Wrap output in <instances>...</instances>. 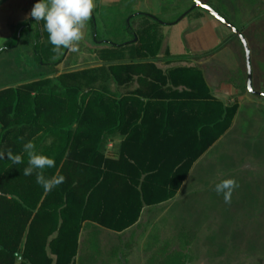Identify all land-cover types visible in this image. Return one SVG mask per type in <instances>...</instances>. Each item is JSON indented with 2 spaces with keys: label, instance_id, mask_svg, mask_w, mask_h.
Wrapping results in <instances>:
<instances>
[{
  "label": "trees",
  "instance_id": "1",
  "mask_svg": "<svg viewBox=\"0 0 264 264\" xmlns=\"http://www.w3.org/2000/svg\"><path fill=\"white\" fill-rule=\"evenodd\" d=\"M201 1L230 22L213 0ZM136 2L123 0L113 7V16L108 7L93 10L86 26L98 60L94 68L60 73L76 54L71 48L54 51L44 22L33 18L0 47L2 57L28 37L33 62L42 71L0 82V152L11 150L23 161L0 159V264H124L121 257L129 246L122 242L113 252L98 253L95 234L123 233L139 222L146 205L173 199L194 163L233 124L247 82L230 80L239 94L223 103L211 94L199 65L222 46L199 55L158 57L156 26L179 23L189 15L192 0L164 4L153 17L135 12ZM101 14L116 24L129 20L124 29L132 41L113 32L101 40ZM139 18L152 23L136 27L133 21ZM159 60L164 68L157 67ZM115 138L119 144L107 152ZM28 141L55 161L43 170L45 177L63 176L62 183L45 190L36 182L41 170L22 175ZM162 256L160 264L189 263L184 251L167 250Z\"/></svg>",
  "mask_w": 264,
  "mask_h": 264
},
{
  "label": "rangeland",
  "instance_id": "2",
  "mask_svg": "<svg viewBox=\"0 0 264 264\" xmlns=\"http://www.w3.org/2000/svg\"><path fill=\"white\" fill-rule=\"evenodd\" d=\"M32 2L30 0L27 4L26 0H22V3L17 7H11L5 4L7 0H1L0 47L13 37L20 24L31 18L29 13L33 7ZM100 3L95 0L94 9ZM213 3L228 15L234 26L242 29L251 49L253 87L257 91L264 92V0H235L234 3L230 0H224V2L213 0ZM3 4L5 7H1ZM108 8H110L108 10L112 16L116 14V8ZM198 12H201L204 18H197ZM137 13L151 14L152 8L147 6L144 0H139ZM105 18L102 14L97 16V26H99L97 31L101 40L108 39L113 32L115 35H121L123 40L132 41V36L124 29L125 26H129V20L122 21L123 23L117 21L116 24ZM174 18L171 17V20ZM208 20L217 24L219 37L227 38L224 50L215 61L212 60L208 64L206 73L208 72L211 76L210 80L216 83L224 80H234L239 84L246 83V56L242 42L230 29L219 23L205 10L197 9L173 30L172 26L163 28L161 25L156 26V31L163 44L171 40L173 33H176V38L174 37L173 40L175 51L186 48L187 54L191 51L198 54L208 53L217 45V39L212 36ZM133 22L136 27L138 25L145 27L152 23L148 18H139ZM83 31L86 32L85 37L83 36L80 41L76 42L82 44L79 47L80 50L70 49V54H76V58L71 63L59 67L60 73L98 66V60L92 51L94 48L90 42L92 38L90 26H85ZM236 70L241 72L239 79L235 78ZM36 72L42 71L33 62L31 40L28 37L22 42L20 48L0 57V82L2 84L9 81H21L28 74ZM245 95L248 96V99L257 101L255 98H250L247 93ZM263 119L264 110L257 111L254 107L243 105L234 128L242 132H249L252 126L256 125L258 130L263 132L260 133L259 139L248 136L240 143L239 148L233 144L230 146L225 139L212 155L207 156V161L198 164L193 171V176L201 179L198 183V190L204 189L203 191L208 197H223V194H218L215 191V185L223 179L234 178L238 187L233 191L230 203L224 201L222 205L225 218L222 222L223 227L220 235L213 238H209V236L201 238V240L213 241L216 247L211 252L202 250L200 245L195 247L190 253L192 264H264ZM207 233L210 232L207 231ZM105 235L103 244L109 250L108 236Z\"/></svg>",
  "mask_w": 264,
  "mask_h": 264
},
{
  "label": "crops",
  "instance_id": "3",
  "mask_svg": "<svg viewBox=\"0 0 264 264\" xmlns=\"http://www.w3.org/2000/svg\"><path fill=\"white\" fill-rule=\"evenodd\" d=\"M32 1L33 5L34 0ZM98 1L101 2L98 7H116L119 6V4H121L123 0ZM144 1L146 2L147 6H150L152 8V13L150 15L153 16H157L162 13V7L164 4L174 2V0ZM26 2L27 4H29L30 0H26ZM20 3H22V0H7V3L5 4L11 7H17ZM1 7H5L4 4L3 6L1 5ZM138 7L139 0H137L133 10L137 12ZM196 10L197 9H194L189 12V15L195 13ZM198 13L199 16L197 15V18H202V13ZM186 17H184L178 23V25H171V29L173 30L177 26L181 25ZM208 22L209 28L212 32V36L217 39L216 47L210 51H213L221 46L223 49H221L211 59L200 62L199 65L204 66V75L211 88V94L223 103L233 102V96L237 95L239 91L234 87L233 84L229 82L230 80H224L216 83L211 81V76L208 74V72L206 73L208 64L210 63V61H215L217 59V56L224 50L225 40H227V38L219 37V28L217 24L210 22V20H208ZM162 27L167 28L170 26L162 25ZM173 34L174 35L172 39L167 43L163 44V42L161 41V49L158 55L159 58L164 57L166 52H168L171 56L199 55L194 51H191L189 54H187L185 52L186 48L175 51L173 49V40L176 36V33L174 32ZM85 35L86 32H84V37ZM163 48L165 49L164 51ZM156 65L158 68H164L162 67L163 61L161 60L156 62ZM234 74L236 76L235 78L239 79L241 72L236 70ZM247 94L250 98L257 99V101L248 99V96L246 95L238 96L239 109L230 129L221 137L219 141H217L194 163L187 177L182 183L177 195L167 203L151 206L146 205L142 210L139 222L123 233L108 232L103 230L97 233V236L95 234V245L98 247V253H100L99 251H107V246L103 244L104 234H106L105 236H108V249H110V252L115 251V247L119 246L122 242L129 246L127 251H125L124 258L121 257L124 264H160L163 260V256L160 257V253L164 254V252H166L167 250L184 251L188 253V264H192L193 261L191 260L190 253L193 252V249L195 247L197 248L200 245V247H202V250L205 249V251L207 252H211V250L216 247L213 241H209L207 239L201 240V238L203 236H209V238H213L220 235L219 233L223 227L222 222L225 218V213L222 206L224 204V199L222 196L208 197L207 194H205V191H203L204 189H202V191L198 190V183L199 181H201V179L195 178L193 176V171L198 164L206 162L208 159L207 156L212 155L225 139L230 144V146L231 144H233L236 146V148H239L240 143L248 136L257 140L259 139L260 133L263 132H260L256 125H253L249 132H242L241 130H235L234 128L237 118L240 116L241 107H243V105L254 107L257 111L264 110V97L253 96L249 94V92ZM119 141V138H115L113 141H111L107 146V152L111 149H115L119 144ZM207 231H209L210 233H207ZM167 243H169V246H167Z\"/></svg>",
  "mask_w": 264,
  "mask_h": 264
},
{
  "label": "clouds",
  "instance_id": "4",
  "mask_svg": "<svg viewBox=\"0 0 264 264\" xmlns=\"http://www.w3.org/2000/svg\"><path fill=\"white\" fill-rule=\"evenodd\" d=\"M94 7L95 0H36L29 15L35 22H44L43 27L48 33L49 43L54 46V51H59L61 48L74 49L75 43L83 38V30ZM23 152L28 159L22 175L28 176L34 170H41L36 173V182L45 190H50L63 182V176L45 177L43 170L54 167L55 161L47 155L37 153L32 141L23 144ZM5 155L13 164L23 162L21 155L13 154L11 150L6 153L0 152V159ZM237 187L234 178H227L215 185V191L223 194L225 203H230L233 191Z\"/></svg>",
  "mask_w": 264,
  "mask_h": 264
},
{
  "label": "water",
  "instance_id": "5",
  "mask_svg": "<svg viewBox=\"0 0 264 264\" xmlns=\"http://www.w3.org/2000/svg\"><path fill=\"white\" fill-rule=\"evenodd\" d=\"M192 2H193V7L189 10V12H191L194 9H198V8L205 10L207 13L213 16L216 20H218L220 23H222L224 26L230 29L232 33L235 34L240 39L244 47L245 56H246L247 90L249 94L253 96L264 97V92L257 91L253 87V75H252V68H251V49L244 35L237 29L236 26H234L231 22H229L227 19L221 16L218 12H216L213 8L208 6L206 3L202 1L200 3H197L196 0H192ZM205 4L207 5V7H205Z\"/></svg>",
  "mask_w": 264,
  "mask_h": 264
},
{
  "label": "snow or ice",
  "instance_id": "6",
  "mask_svg": "<svg viewBox=\"0 0 264 264\" xmlns=\"http://www.w3.org/2000/svg\"><path fill=\"white\" fill-rule=\"evenodd\" d=\"M196 2H197V3H200V2H201V0H196ZM205 7H207V5H206V4H205Z\"/></svg>",
  "mask_w": 264,
  "mask_h": 264
},
{
  "label": "flooded vegetation",
  "instance_id": "7",
  "mask_svg": "<svg viewBox=\"0 0 264 264\" xmlns=\"http://www.w3.org/2000/svg\"><path fill=\"white\" fill-rule=\"evenodd\" d=\"M153 17V15H151ZM241 32V31H240ZM242 33V32H241ZM243 34V33H242ZM245 37V36H244ZM246 38V37H245ZM247 40V39H246ZM249 44V43H248ZM247 69V68H246ZM247 71V70H246Z\"/></svg>",
  "mask_w": 264,
  "mask_h": 264
}]
</instances>
